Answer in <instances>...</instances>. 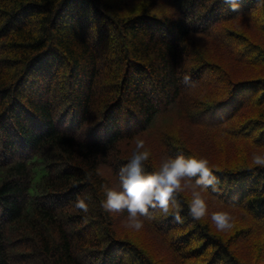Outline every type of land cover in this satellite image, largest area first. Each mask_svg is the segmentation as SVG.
Masks as SVG:
<instances>
[{
	"label": "trees",
	"instance_id": "obj_1",
	"mask_svg": "<svg viewBox=\"0 0 264 264\" xmlns=\"http://www.w3.org/2000/svg\"><path fill=\"white\" fill-rule=\"evenodd\" d=\"M238 2L0 0V264H264V6ZM170 118L187 134L153 130ZM137 138L146 173L207 159L206 215L246 223L193 220L190 189L180 224L104 211Z\"/></svg>",
	"mask_w": 264,
	"mask_h": 264
},
{
	"label": "clouds",
	"instance_id": "obj_2",
	"mask_svg": "<svg viewBox=\"0 0 264 264\" xmlns=\"http://www.w3.org/2000/svg\"><path fill=\"white\" fill-rule=\"evenodd\" d=\"M223 3L236 11L238 0H223ZM258 6H264V0H258ZM185 83L189 77L184 78ZM143 139L135 140V148L129 162L118 172L120 191L101 185L106 197L101 201V208L108 213H127L126 227L139 231L144 226V220H153L157 214L171 216L178 224L183 223L180 215L181 202L177 199L179 193L191 190V201L188 214L193 220L199 221L207 214V204L203 197L209 189L218 191L220 179L209 167L207 159L185 157L180 154L175 158L166 157L158 171L146 173L144 162L150 157ZM253 165L264 168V154H253ZM91 180V174L86 176ZM74 207L84 212L89 206L84 198H77ZM152 209L153 211H149ZM211 220L219 231L233 227L231 216L226 212H214Z\"/></svg>",
	"mask_w": 264,
	"mask_h": 264
},
{
	"label": "rangeland",
	"instance_id": "obj_3",
	"mask_svg": "<svg viewBox=\"0 0 264 264\" xmlns=\"http://www.w3.org/2000/svg\"><path fill=\"white\" fill-rule=\"evenodd\" d=\"M188 128H189V126L187 125V123L184 120H182L180 118H170V119H166L165 121H163L162 124L155 126L153 128V130L154 131L159 130V132L174 134V135H178L181 137V136L187 134V132H182V130H187ZM179 130H181V131H179ZM144 142H145V145H147V149H149V150H154L157 148V145L151 143L149 141V139H145ZM241 215H244V214L241 212L230 214V216L232 218L231 223L233 224V227H235L236 225H244L246 223V220L242 221L243 218ZM237 216H240V217L237 218ZM204 218L205 219L207 218L208 222L211 223V225H213L215 227L214 223L211 220V216L205 215ZM231 229H229L228 231H224L225 235L229 234ZM242 246L243 245H237V246H234L233 249H236L238 253H241V252H243Z\"/></svg>",
	"mask_w": 264,
	"mask_h": 264
}]
</instances>
